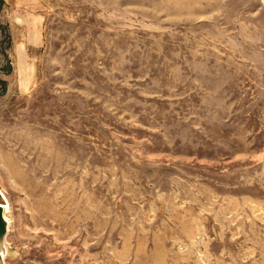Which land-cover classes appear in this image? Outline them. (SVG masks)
I'll return each instance as SVG.
<instances>
[{"label": "rangeland", "instance_id": "1", "mask_svg": "<svg viewBox=\"0 0 264 264\" xmlns=\"http://www.w3.org/2000/svg\"><path fill=\"white\" fill-rule=\"evenodd\" d=\"M2 203L0 264H264V0H0Z\"/></svg>", "mask_w": 264, "mask_h": 264}, {"label": "water", "instance_id": "2", "mask_svg": "<svg viewBox=\"0 0 264 264\" xmlns=\"http://www.w3.org/2000/svg\"><path fill=\"white\" fill-rule=\"evenodd\" d=\"M8 231V221L6 220L4 216V208L0 205V246L3 245L4 248V254L2 255L0 253V263L3 262L4 256H5V245H4V239Z\"/></svg>", "mask_w": 264, "mask_h": 264}, {"label": "bare ground", "instance_id": "3", "mask_svg": "<svg viewBox=\"0 0 264 264\" xmlns=\"http://www.w3.org/2000/svg\"><path fill=\"white\" fill-rule=\"evenodd\" d=\"M4 209H6V205L4 203L0 204ZM6 211V210H5ZM1 249V246H0Z\"/></svg>", "mask_w": 264, "mask_h": 264}]
</instances>
